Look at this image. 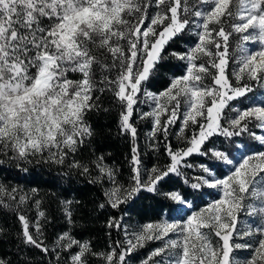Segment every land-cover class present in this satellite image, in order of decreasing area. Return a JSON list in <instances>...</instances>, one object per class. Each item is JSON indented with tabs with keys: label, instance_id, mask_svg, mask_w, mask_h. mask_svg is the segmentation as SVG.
I'll return each instance as SVG.
<instances>
[{
	"label": "snow or ice",
	"instance_id": "obj_1",
	"mask_svg": "<svg viewBox=\"0 0 264 264\" xmlns=\"http://www.w3.org/2000/svg\"><path fill=\"white\" fill-rule=\"evenodd\" d=\"M185 34L195 40L186 51L171 53L185 62L184 73L170 77L163 90L149 91L151 78L166 67L167 46ZM234 35L239 41L230 53ZM256 85L264 87V0H0V164L14 163L25 172L24 165L35 163L55 165L67 176L90 174L74 156L92 135L89 113L110 92L122 109L121 130L134 141V112L141 102L149 104L140 118L151 120L149 136L157 142L151 147H158L161 134L170 163L144 175L133 144L130 183L120 184L116 171L97 158V178L111 184L99 208L120 210L149 193L191 209L178 220L169 216L139 228H122L120 219L110 217L107 227L122 230L125 239L105 252L68 232L50 248L40 223L44 211L31 226L18 212L22 242L55 254L56 264L62 252L65 264H91L93 257L102 264H135L133 254L149 241L160 243L141 264H264V150L249 152L233 139L247 133L264 145V134L250 127L264 129V100L248 96ZM240 98L251 102L233 103ZM177 121L178 138L186 144L174 150L167 138ZM226 142L232 146L223 147ZM194 154L219 164L201 163L189 179L182 168L197 167L187 163ZM221 165L228 170L218 175L214 170ZM173 174L194 192L207 187L219 195L196 209L189 193L164 190ZM5 194L15 204L4 201ZM17 194L0 184V205H22L27 196ZM241 213L249 218L243 225ZM244 249L248 257L236 255ZM0 264L11 261L0 258Z\"/></svg>",
	"mask_w": 264,
	"mask_h": 264
},
{
	"label": "trees",
	"instance_id": "obj_2",
	"mask_svg": "<svg viewBox=\"0 0 264 264\" xmlns=\"http://www.w3.org/2000/svg\"><path fill=\"white\" fill-rule=\"evenodd\" d=\"M185 43H187L185 35L175 42H170L164 53L166 58L162 62L166 67L151 78L150 89L159 91L172 75L183 73V65H180L179 59L171 53L183 51ZM70 75L78 78V74ZM99 104V109L93 110L87 117L92 135L85 138L84 144L78 148L74 156L75 159L89 166L90 174L74 173L67 176L63 175L55 165L35 163L24 165L28 169L25 172L14 163L0 164V184L8 189H18L17 196L21 194L27 196V200L18 207L6 208L0 205V258L11 261V264H56L55 254L45 255L39 249L22 242V226L18 212L29 219L31 226L38 218V211H44L45 217L40 218V223L43 226L44 242L50 248L62 233L68 232L78 240L90 241L94 251L105 252L114 241H123L124 238L122 230L107 227L110 217L115 216L120 219L122 226L126 228L155 221L163 216L175 219L191 211L171 200L153 197L149 193H144L130 204L122 205L120 210L112 209L107 205L104 209L99 208L100 203H106L103 193L111 187V184L106 177L97 178L99 172L95 167V161L102 156L103 163L116 171L118 183L128 184L132 174L130 159L134 144L131 134L121 130L122 109L112 94L109 92L101 95ZM202 159L209 165L219 164L206 158ZM215 170L223 175L222 166ZM32 189L36 191L32 192ZM169 189L189 193L187 199L193 202L195 208L206 202L205 192H194L184 184L180 176L171 175L164 190ZM3 200L15 204L6 194ZM36 200H39V206L36 205ZM68 211L71 212V220L66 214ZM154 247L156 246H146V248L144 246L136 252H149ZM144 256L137 254L136 261H141ZM66 258L67 253L62 252L59 264H65ZM91 264H102V262L93 257Z\"/></svg>",
	"mask_w": 264,
	"mask_h": 264
},
{
	"label": "rangeland",
	"instance_id": "obj_3",
	"mask_svg": "<svg viewBox=\"0 0 264 264\" xmlns=\"http://www.w3.org/2000/svg\"><path fill=\"white\" fill-rule=\"evenodd\" d=\"M185 37L187 38V43H185L184 45V49L181 52H184L187 50V47L195 40V37L191 34H185ZM239 41V35H234L233 37L230 38V53L231 51L235 48L236 43ZM249 48L255 49L256 47H258V44H253V43H249L246 45ZM174 52V51H173ZM180 61V65H183V68L185 67V62L182 60ZM231 69H232V64L230 62L229 65V75L231 78ZM183 73H184V69H183ZM182 74V73H181ZM181 74L178 75H172V76H179ZM171 76V77H172ZM206 83L210 82V78H206L205 80ZM254 83V82H253ZM149 91H154V92H158L156 90L153 89H148ZM163 90V89H161ZM160 91V90H159ZM249 97H254L256 100H264V87H261L259 85H256V87L254 88L253 93H249L248 94ZM143 97L141 98V100L143 101ZM241 101L245 102V105L242 106H246V103H250L251 101L248 100L247 98H240L239 101H234L233 103H240ZM150 107L148 103H144L141 102L140 106H139V110H137L136 112H134L133 118H132V123L133 126L137 129V136L136 139L134 141V144L138 147V150L140 151L141 155V162H142V171L144 173V175L147 174V170L151 169L153 166H157V167H163L164 165H166L167 163H170L169 157L167 155V152L164 149V144L165 141L163 139V137L161 136V134L157 133V136L159 137V141H158V147L153 148L150 145L157 143L156 141H153L149 134L152 130V123L150 119H141L140 118V112L141 111H149ZM256 122L253 121V124H255ZM179 125H180V121H177L175 125L171 126L169 129V136L167 138V143H170L173 147V149H179L185 146L186 141L183 139H179L178 138V134H179ZM252 128V131L257 135H262L264 134V129H260V128H256L254 126H250ZM188 135H190V133H186ZM234 140L237 141V143H239L240 141H243L244 144H246L247 147V151L252 152V153H256L260 150H264V145H261L259 143V141L257 139H255V137L249 136L247 133H245L244 135H242L241 137H234ZM218 147H220V145H217ZM232 145H230L228 142H226L223 147L228 148L231 147ZM237 155V159H239V153L236 154ZM202 158H206L208 160L207 157H203V156H199L194 154L193 159L191 157L187 158V163H191L194 166L197 167H193V168H182V171L184 173H186L189 177V179H191L192 177H194L195 175L198 174V166L201 163H205L203 161ZM213 162V161H211ZM219 163V162H218ZM222 168L224 169L222 174H225L227 172V167H224L223 165H221ZM216 173L217 171L214 170ZM218 175H221L220 173H217ZM182 178V177H181ZM183 180V178H182ZM200 191H204L205 192V198H206V202L203 205H200L199 207H196V209H200L205 207L208 203L212 202L214 199H216L219 195V193L217 192L216 189H210V188H203ZM241 220H240V225H243L249 218L247 216H245L244 213H241ZM181 217V216H180ZM180 217H177L173 220H178ZM164 219H168L167 217L163 216L162 218L155 220V221H147V222H143L137 225H131L132 227L135 228H139L140 226L149 223V222H160ZM123 228H125L124 226H122ZM124 234V232H123ZM125 239V236L123 238V240ZM160 242L158 241H149L145 244V248L146 246H158ZM154 247V248H156ZM152 248V249H154ZM152 249L149 250V252H135L133 254V259L135 260V264H140L141 261H143L152 251ZM140 250V249H138ZM137 254H144L145 256L142 257L143 259L141 261H136V256ZM236 255L240 256V257H248L250 255V250L248 249H244V250H237Z\"/></svg>",
	"mask_w": 264,
	"mask_h": 264
}]
</instances>
